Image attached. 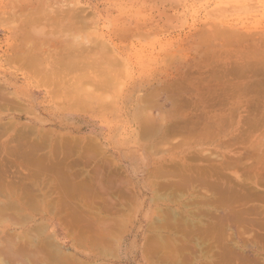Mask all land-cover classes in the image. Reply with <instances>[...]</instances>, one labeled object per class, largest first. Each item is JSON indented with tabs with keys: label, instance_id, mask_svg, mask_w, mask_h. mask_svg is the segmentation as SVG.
Returning a JSON list of instances; mask_svg holds the SVG:
<instances>
[{
	"label": "rangeland",
	"instance_id": "obj_1",
	"mask_svg": "<svg viewBox=\"0 0 264 264\" xmlns=\"http://www.w3.org/2000/svg\"><path fill=\"white\" fill-rule=\"evenodd\" d=\"M28 9H30V11ZM32 9L33 10L35 9L36 11L35 10L33 11ZM26 11L29 12V13L27 12V15H26ZM72 14H74L73 18H72L73 16ZM24 15H26L27 18L31 16L36 17L35 20L31 18L29 19L35 22L33 21L29 22L28 19L24 18L25 17ZM83 16L85 17V20ZM70 17L72 20H75L76 17L77 21L75 20V22L79 23L80 25L78 26V24L75 23L74 21L70 22L71 21ZM38 18L40 19L36 21ZM70 23L72 24L73 30L71 28ZM75 24H77V26ZM74 25L77 27V29H75L76 27ZM222 31L234 32V35L233 36L223 35ZM260 37H264V0H0V93L2 94L3 91L5 92L2 94V96L0 94V143L11 140V138H19L20 135L22 137L23 135L24 136L27 135L26 144L27 143L29 144L28 147L27 146L26 147L32 149L36 147L34 146V144H37V143L33 144V142L36 141V139L34 138L38 139L39 137L38 134L43 135V133L48 132L50 133L48 135H55V136L57 135L58 137H62V138L68 137V139L69 137L71 139H74L75 137V139L77 138L78 140H84V139L90 140L92 138V140H90L91 141L90 143H92L93 141V143L96 142V144L98 143L97 145H99V146H97L96 144L90 145L84 142L83 146H81V148L83 147L82 149H84L85 145H86L85 148H87V146H89L88 148H93L95 146L96 148L93 151L97 152V150H99L98 148L101 146L100 147L101 151L97 152L98 154H96L95 152L94 154L96 155L93 156L91 155V152L90 155L87 154L88 150H90L88 148L85 149L87 151L86 154H82L83 151H81V153L80 151L76 152L80 156L79 157L80 161L76 153H71L72 156L70 157L74 159L77 158V162H75V164L73 163L74 165L71 168L72 170L69 169L68 170L72 172L75 171V173H76V169L77 171L82 170L79 172L80 175L77 174L75 176L77 177L79 175V178L82 176V174L84 175L86 172L91 173V175H94L95 178H98L94 182L101 183V184L98 183L95 185V187H93L97 189V192H95L96 189L92 190L93 188L91 184H93L94 182L90 184L92 189L89 190L95 192L93 193L92 191H90L92 192L91 194L88 192V194L91 195L90 196L91 199L90 198L87 199L88 197L87 194L85 195V197L86 196L87 197L86 198L84 197L85 198L83 200L84 202L81 200L82 202H80L79 204L80 200H78L77 197L76 200H78V205L76 204L77 201L75 202V200L74 201L71 200V202L73 201L72 203H75L76 208L75 207L74 209L72 208L75 211L77 208L83 210L84 208L88 207L89 209H92L91 210L92 213L90 212L92 219L97 217L96 215H98L97 218L93 219L92 221L90 220L91 224L90 223L89 224L91 226L87 224V222H90L89 221L90 217L88 220L86 217H83V219L86 218L87 220V221L85 220L81 221L82 223L85 222L83 223L85 224L83 225L84 227H86L87 225V228L90 227L92 231L99 230L101 231V233L107 230L108 232L107 233L105 232L106 238L108 236L109 238L111 236H114L116 238L113 241V243L111 242V244L108 245L112 249L111 255L109 254L110 256L109 255L103 256L100 250L95 249L94 246L90 247L84 243H83L84 245H82V243H77L73 245L69 240L68 229H65V227L62 226V224H60L61 222L58 221L56 218H53L51 215H48L46 213L44 214L32 213L30 215H26V217L31 218V220H34L35 218V221H40L42 219H45V222L49 225L47 230H45V233L46 234L50 232L53 233L57 238V240L61 242L65 250L70 252H75L78 258H80L79 263L81 264H164L165 259L168 260V261L166 260V262H168L169 264H175V262L176 264H181L182 262L181 260H186V261L188 260L187 262L183 261L184 263L187 264H192V263L193 264H206V263L264 264V223H263L264 222V202H263L264 186L262 185L264 182L258 183L259 185L262 186L256 184V182L258 181L255 182L251 181L249 184L248 179L250 178L246 176L247 180H245L246 177L244 173L245 171L247 172V167L248 169L250 168V170L252 171L264 170L263 169L264 167L262 168L260 166L262 162H259L260 163L258 164L259 167L255 164V162H258L256 161L257 154L255 155V152L262 149L261 152L258 151L256 153H258V155H260V153L264 154V150H263L264 119H259L264 116V103H263L264 92L259 93L257 89L254 88L248 91L247 93H245V96L244 93L242 94L243 97L245 98L248 97L249 99L251 98L252 100L258 97L262 98V99L259 98L257 99V101L262 100L261 102H258L259 103L258 105L254 104L255 102L257 103V101H255L256 99L254 100L255 102L249 101L250 104L248 105V110L246 109L247 106L246 102L244 101L245 103L244 104L240 100L241 98L237 100L236 97L235 98L236 101H241L240 105L244 104L243 105L244 107L243 106L240 107L243 110L239 108L238 110L236 109V111H234L235 113L237 112L236 114L232 113L233 111L230 112L232 109H230L229 107L230 103H228V100L227 103L225 102L222 105L218 104L220 107L223 106V108L221 109L218 108L219 106L216 104L212 108L210 107L206 108L205 106L208 105H203V104L201 105L200 102L198 104L197 100L199 99L196 98L199 95V92L197 91L202 90V88L204 90L205 89L204 86L206 87L207 84L211 81V79H213L211 76L213 72L211 75L209 74V72L212 70L208 72V68H210V65H208L209 60L205 59V57L203 59L202 57L203 55L207 56L210 53V51H214L213 48H216V50L219 51L218 49L221 48L223 45H227L229 50L232 48V46H235L237 50H240L243 46H245V44L247 45V43H243L241 41L242 39L250 38V40L247 39L249 43L253 39H255L254 41L260 40L261 39ZM101 44L105 45V47L102 46ZM93 45L96 46L94 47ZM63 46L64 47L66 46L67 48L71 47L68 50L72 49L73 47L72 51L73 50L77 51L75 53H78V51H80L79 49L76 48H78V46L79 47L81 46L80 47V49H82L81 52H83L84 55L86 54L87 56L89 55V57L91 54L90 51H93L92 53L95 54L97 53L96 51L98 50V48L104 47L103 52L107 50L105 51L107 57L106 55L104 57L103 53H101V55H103L101 56V59L103 60L97 58V55L99 57L100 53L97 55L95 54L96 55L95 58L99 59L102 62L97 60L96 63L95 59L93 61V59L90 57L92 59L91 62H94V63H90V68H91L90 70L94 69V71L90 72V70H85L87 71L86 73L89 72L88 73L89 75L90 73L93 75L95 69H98L96 70L98 71V73L97 72L95 73L100 74L101 72H105L103 71V69L106 68L107 72L105 73L109 75V79H107L108 83L107 82L104 83L105 81L102 80H101L102 82L101 81L99 82V80L102 77L105 78V76H101L103 73L100 74L99 80H98L99 75L96 74H95L96 76H94L95 78H91L92 82H94L93 79H96L98 80V84L101 83L104 86L100 85V88H102L101 91L100 89H98L99 90L98 92L91 91L92 93L96 92L95 93L96 95L95 94L93 95L94 97L93 99L95 100L92 101L93 103L90 106H88V108L82 109L80 107L81 108L80 109L79 107L76 108L77 106L76 107L72 106L71 101H69L70 99L68 97L66 98V96L63 94L65 93L64 90L66 89L65 87L66 85L64 86V84H66V81L67 83L70 80L72 81L71 76H73L74 73L70 74L71 73L70 72L68 75V77L70 78H66V80L64 78L65 82H63L64 80L59 79V81L61 80L63 83L61 84L59 82L60 83L59 86H61V88L57 87L58 89L57 91L52 89L54 87H52V85H49L48 81H44V79H41L42 76H44V74L46 73V71L50 69L49 66L50 61H53L52 59L58 58L60 55L62 56V54L65 53V50L67 48L66 47L64 48ZM86 46L87 49L89 46L91 47H89V49L87 50ZM93 47L95 49L91 50L93 49ZM203 48H206L207 50L206 52H204V54L203 53L201 54ZM72 51L70 50L69 52ZM23 52L26 53L27 55L26 54L24 55ZM29 52L31 53L29 54ZM98 52H102L101 49ZM19 53L22 56H27V57L32 56L30 58L33 59L35 58L34 61L36 60V64L38 65L37 69H36L37 65L35 64H34L35 65L34 68L32 67V69H28L29 67L24 65V63L23 65H21L22 63L19 64L18 61H14L13 57L15 55L20 56ZM34 54L36 57H34ZM49 54L50 56L47 57L46 55ZM37 55L39 56V58L37 57ZM51 55H53L54 57L53 56L51 57ZM45 57L49 60L48 63L46 62L47 59H45ZM105 58L107 59V61ZM202 59L205 61H203ZM103 61L106 62V64ZM110 61L113 62L116 61L115 62L116 65L115 64L111 65ZM101 63L104 66L106 65L105 68L104 66H102ZM199 63H201L200 65L205 68H202L199 65ZM107 64L109 66H107ZM100 66L103 67V69ZM35 69L40 73L36 72ZM100 69H102L101 72ZM199 69L200 71H198ZM42 70L43 71L45 70L44 73H42L43 72ZM105 73L103 75H106ZM218 73L219 72H217V74ZM36 74L39 76L38 77L35 76ZM255 74L256 75L258 74V76H256ZM255 74L254 73L250 74L249 72L248 75L247 72L248 79L249 77L252 76L254 77V78L252 77L253 79H255L256 77L259 78L260 76L259 73L256 72ZM92 75L88 77L90 78ZM207 75H210L211 78L210 81L208 80ZM190 76L192 79L193 78L194 79L192 80L191 78H189V80H187V78ZM198 76L201 78L200 79L197 78ZM204 76L207 77V79ZM82 77L80 76L79 79L86 80L85 76H84L85 78L83 77L84 79H82ZM230 77L231 76L229 75L228 78ZM238 77L239 78L237 79L240 80L242 76H238ZM252 78H250V80ZM190 79L192 80V82L193 81L195 82V83L193 82L194 83L193 85ZM204 79L208 80L209 82L207 83L206 81L204 83L203 82L205 81ZM241 79L242 80L240 82H243V80H248L247 76L246 78L242 77ZM198 80H200V82ZM86 81L88 82L87 84L85 83V81L84 82L81 81V83L82 85H84L85 83L86 85L84 87L87 86L88 89L83 88L82 85L81 87L82 89L90 90L91 89V87H89V84H91L89 83L90 80L89 81L86 80ZM175 82H178L179 84L176 85ZM201 82H203L204 85L200 84ZM73 83L77 87L78 81L76 83L75 80V82ZM94 83L93 85H95V87L93 86L92 88H96L97 86H99L97 85V81ZM181 83L184 84L182 85ZM169 84L179 86L178 88H181L180 87L181 85L183 87L186 86L188 90L185 91L186 88L184 87L183 89L179 90L180 91L179 92L177 90V87H175L176 89L174 88L173 91L170 90L171 87ZM198 84L200 86L199 88H201L202 85L201 89L198 88ZM49 86L51 88H49ZM165 86L169 87L168 88L169 91ZM76 87L75 89H80L79 88L80 83H78V88ZM189 88H192L193 90L194 88H196L197 90L195 89V91H193L192 89L190 90ZM71 90L73 91L74 89L72 88ZM53 91H55L54 92L55 94H52ZM162 91L165 92L163 93ZM170 91L173 92V95H171L172 93H170ZM157 93H159L158 96ZM176 93H177L176 96H178L179 99L175 96ZM149 94L152 95V97L154 98V102H155L154 104L156 106L154 104H152L154 105L153 108L151 107L152 105L149 107L147 106L148 108L146 109V111L149 113V115H147L145 112L144 118L149 117L151 118V120L153 118L155 121H149V122L150 123L156 122V124L157 123L159 124L158 126H160V124L162 125L165 123L172 124L174 121L176 122L179 121L180 123L185 120L189 121L187 120L189 118L193 123V124L190 123L192 126L190 124L189 125L192 128L197 129L200 128V125L203 124V122L205 121L204 119L208 117L207 116L205 118L204 114L210 113L211 116L215 114L218 115L220 113L222 114L223 112L228 113L222 115L224 116L226 115L227 117L226 116L225 117L229 120V122L231 120V123L228 122L229 126L226 125L228 127H225V129H223L224 127H221L222 130L220 131H218L219 128L217 130L215 128L214 130L216 134H213L215 132H212L210 135H204V137L210 136L209 138L208 137L203 138L202 136L200 140L199 138L197 140L196 139L197 136L195 135L191 137L184 136L185 138H183V136L176 134L179 133L178 131L174 134V136H172L173 134L172 135L170 134V136L172 137L168 136L167 138L168 140H164L163 145H161L162 142H159L158 147L157 145L153 146V148L157 147L155 148L157 149V151L155 149H151L152 148L151 146L150 148L151 151L153 150L154 151L148 152L149 150L147 151L146 148H149L148 146L154 144V142L157 144L158 143L157 137L159 138V135L161 134L159 130L158 131L156 130L160 134L157 132L156 133L152 132V134H150L148 132V135H152L151 138L148 137V135L145 136V134L142 136L138 135L139 124L143 123L144 121L142 119L143 113L139 112L141 115L137 113L139 108L143 106V104L141 103L142 100H146L147 98L146 95ZM166 94L168 96L170 94L169 97L173 96L174 98L169 99V97L167 98V96H165ZM180 94L182 96H180ZM11 98H13L14 101L11 100V102L15 103L16 108H13L14 103L13 104L7 103L9 102L8 100H10ZM96 99H98L99 101L101 99L100 101L101 103L100 102L97 103L98 100ZM243 99L244 98H242V100ZM187 100H189V102ZM231 100L235 101L234 99ZM231 100L229 99L230 102ZM174 101L176 103H173ZM184 101H186L187 103L186 105ZM210 101L211 100H208L209 103ZM195 102L198 105H196ZM99 103L103 104V106L101 105L102 108L100 107L98 108ZM158 103L160 104L159 105L160 108L158 106ZM10 104L13 106H10ZM176 104H180V105L176 106ZM236 104L237 103H235V105ZM171 106L174 108H172ZM161 108H163L162 112H161ZM100 110L101 112L103 111V113H101ZM227 110H229L230 113L227 112ZM164 112L165 115L164 114L162 115L161 113ZM232 114L234 115L235 119ZM247 114L250 117L255 118L257 120V124H256L257 129L251 128L253 136L255 135L253 138L251 136L252 134H250V138L251 137L253 138V139L251 138L252 139L251 141L253 142L246 139L244 141H240L236 137L237 131L241 130L240 125L242 123L240 121V118ZM138 115H140V118L138 117ZM163 116L164 118L166 117V119H164ZM201 116H203L202 119L204 118L203 122H201L202 119L199 120ZM137 118L139 119L137 120ZM232 118L234 119L233 121ZM163 119L165 120V122H163L164 121ZM195 121L197 123L201 122L202 124L199 123L200 125L199 124L196 125L195 128L194 127ZM5 122H7V124L11 123L12 125L14 124L15 125L12 127V125L10 126L9 124L8 125L9 127L5 126L7 128L6 129L2 125V123ZM22 127L27 129H32V131L34 132H30L31 131L30 130L29 131L30 134H25L27 130L21 129ZM18 128H20L21 131ZM243 128H245V125L243 126ZM154 133L158 134L155 136L156 138H154L153 135ZM218 133H221L219 134L220 136L218 135ZM181 134H183V132ZM28 135L30 136L28 137ZM215 135L217 136L215 137ZM31 136H33L31 138L32 140L34 139L33 142L32 140L30 141L29 139ZM44 136L47 135L44 134ZM88 137H90V139ZM202 138L204 141L202 140ZM65 139H61V140L63 141ZM169 139L171 142L170 144H169ZM183 139H185L187 142H185V140L183 141ZM235 139L238 142H234L235 143L234 144L233 141ZM30 144L31 146H29ZM92 145L94 146L92 147ZM229 145L231 147H229ZM44 146L46 145L44 144ZM44 146L42 147V149H39L38 151L39 154L41 153L43 154L46 151L47 152L49 151L48 145L47 148ZM37 148L39 147L37 146ZM37 150L38 149H36V152ZM86 151H84V153ZM192 151L196 153V157L194 156V153ZM188 154L190 155V157ZM207 154H211V156L208 155L210 157L209 160L212 158V161L214 162L211 163L208 161V157H206ZM69 155L70 154H68V156ZM97 155H101V156L98 157ZM191 155L193 156L191 157ZM212 155H214L216 159L219 157L218 159L221 163H223L222 160H224L225 162L228 156L235 157V160L239 159V161H237L239 163L243 162L244 167L242 165L241 166L237 165L236 167L232 165L231 166L232 168L231 167L228 168L230 166L229 165L227 168L226 166H224L225 167L224 169H220L219 167L218 168L220 169V171L221 170L225 171V172L222 171V173H224V179H226V181H224L223 183L225 187L230 188L236 186L237 188L238 184L243 183L246 186L250 185V187H252L253 189L256 188L260 192L262 191L259 194V191H256V189L252 190L254 194L256 193V195L254 196H257L258 200L256 199V197L255 199L252 198L251 200H247L248 201L247 206L248 208L250 207L249 209H247V214L244 213V211L246 212V210L243 207L246 205L241 206L242 204H246V202L241 203L240 200H238V202L237 200L235 201L240 204L242 209L244 208L243 209L244 211H242V209H240L241 207L239 208V206H237L239 204L235 202L232 203V205L233 204L236 205H233L234 207L233 206L231 207L234 208L233 211L236 210L235 212L232 211V213H235V215H237L236 214L237 210L238 212L242 211L243 213L241 214L239 213V215L241 216L244 214L243 215L245 217V218L243 217L244 219L248 217L247 218L248 220L246 219V221L253 220L254 222V220H256L257 223L260 221L261 225L259 223L257 224L256 222L254 223L255 225H251L246 223L245 220L243 222L242 220L237 222L236 220L234 222V219L231 220L230 218H233L232 216L234 214L232 213L230 214V211L232 210L230 208V205L228 206L224 204L218 205L217 201H214L212 203V201H210L212 199L208 200V198L215 197L217 193L214 195L213 189L211 191V189H209L208 186L202 187V185L199 184V182L198 184L196 183L195 185L192 184L190 186L191 189L189 185L187 187L184 186L187 189L182 187L183 188V189L181 188L182 192L180 189L179 190L174 189L175 191H177L176 192L177 194L174 191H171L174 192L176 196L179 197L177 198L178 199L177 200L174 195V200L176 199L178 201V202L176 201V203L173 200L172 197L173 195L171 196L172 199H170L173 202L169 201L170 198L169 192L171 189L169 188L168 185H166L168 186L166 187V189L169 188V191L166 192V189L163 188L164 190L162 192V190L160 189L162 193H160L159 191V194L162 195L159 197L158 195L155 196L154 190L155 188H157L156 186L157 183H158L157 185H159V188H161L162 187L161 185L169 183L167 180H170V182L175 180L177 181V179L179 180L178 173H177L178 176L174 174L175 172L178 171V168H180L181 163L182 165L185 166L184 167L185 169L189 168V166L192 165L205 166L206 165L205 163H211V164L215 163L214 164L215 167L219 166L220 163L217 162V160L213 159ZM224 155H226L225 159H223L225 157ZM185 156L189 157L190 159L186 160L187 158ZM261 156L264 157V155ZM221 157L222 159L220 160ZM102 158H105V160H108V162L106 163L105 160ZM101 160L104 161L101 162ZM12 164H14L16 167L17 166L19 167V169L17 168V170L20 171V174L22 173L21 175H24L23 172L25 173V170L26 172L29 170L27 168L23 170L24 168L23 165H21L23 166V168H21V166H19L20 164L19 165L17 163H12ZM11 165L6 166V167L10 166L11 168H13L11 169L10 167H8L7 169L10 170L7 171L9 172L11 170H14V166L12 167ZM158 165H164L170 170L173 169L174 173H171L170 176L169 174L168 175L165 174L167 178L166 176H163L164 174L160 175L159 177L155 175L156 178L151 176L150 173L148 174V172L151 169H153L155 166ZM108 167L116 169L115 173L111 168L109 169ZM20 169L23 172H21ZM12 172L13 171H11L10 173ZM96 172L99 173L97 174ZM5 173L6 175L10 174L6 171ZM112 174L116 176L115 179H114L115 176ZM172 174L175 177H173ZM241 174H243V176H241L240 178L239 176ZM164 177L166 179H163ZM118 178L119 180H117ZM77 179L78 177L76 178V180ZM99 180L102 181L100 182ZM110 180H112L113 182ZM121 180L125 181L126 185H124L125 183L122 184L123 182H121ZM241 180H243L242 183L240 182ZM153 181H157V183L154 184ZM151 184H153L154 186ZM171 184L172 183H170V185ZM120 185L122 187L124 185L125 188L127 189H125L124 187L121 188ZM51 186L54 187L53 185ZM87 186L89 187L88 184ZM240 186L241 185H239V187ZM51 189L53 190L54 188ZM128 189L130 192L128 191ZM201 189L205 190L206 193ZM124 190H126L127 192ZM183 190H185L184 191L185 194ZM84 191H86V189ZM194 191H196L197 196L196 193L192 195ZM111 192L113 193V197ZM53 193L51 197L55 199L57 195ZM59 193L60 192H58V194ZM118 193L120 196L117 195ZM198 193L202 195H199ZM208 194L211 195L209 196ZM261 194H263V197L261 196ZM258 195L262 197V199H259L260 197ZM111 197L114 200L111 201L110 200ZM70 199L71 198L69 197L68 201H70ZM203 199L209 202H204ZM90 200L92 203L90 202ZM261 200L263 201L261 202ZM110 201L111 202L114 201V202L111 203ZM184 202H185V206H183ZM84 203L87 206L86 205L84 206ZM88 203L89 204L91 203L90 204L91 208ZM82 204H83L82 207L83 209L79 207V205L82 206ZM180 204H182V206ZM66 208L67 207L63 208V210L65 211ZM88 208H86L85 211L87 210L89 214ZM166 209L169 210L167 211ZM69 210L70 209L68 208L67 211ZM248 210L250 211V213H248ZM159 211L162 212L159 216H157L160 213ZM167 212H169V214ZM173 212L175 213V215L176 214L178 215L176 216L179 217V219L175 220L177 217L173 215L174 214ZM162 213H164L166 217L172 213L170 216L175 217L174 220L177 222L175 221L174 222L176 223V225L175 223H172L173 227H170L171 222L168 221L167 223L166 222L167 220L163 218L165 216ZM181 213L182 215L183 214L185 215L186 213L187 214L185 216L183 215L184 216L183 217L180 216ZM227 214H230L231 217ZM161 215L163 217H161ZM228 216L230 218L227 219ZM159 217H161V219H158ZM185 217L187 218V222L189 221L188 223L195 224L194 226L193 224H191L194 227V232H192L191 234L192 237L188 234V232L186 233V230H188L189 228L186 220H185L186 223L183 221ZM217 217L220 220H218ZM100 218L103 222L105 220L104 222L105 225L103 222H101ZM155 218L158 221L161 220L163 224L166 222L164 224L166 225L165 226L166 229H163L164 225L160 221L159 223L157 221L158 223L157 225L156 223L155 225H153L154 222L153 220ZM162 218L164 219V221L162 220ZM214 218L217 219L219 222L223 223V225L220 226V223L217 220L216 222L218 224L215 223ZM179 220H182V223L181 222L179 223L178 222ZM211 221L212 222L214 221L215 223V224L213 223L214 226L215 225L218 226L212 227L213 224ZM232 221L234 223H232ZM207 222L209 223L211 222V224ZM239 222L241 225L239 224ZM92 223H94L95 226ZM244 223L245 225H247L248 228H246ZM179 224L180 226L177 227ZM181 224L183 225V227ZM184 224L187 226H184ZM204 224L206 225L205 230L203 227ZM92 225H93V229L91 228ZM210 225L211 228H208L209 230L208 231L206 227H209ZM248 225H251L252 227L251 226L249 227ZM83 226H81V228H84ZM150 226L152 227L155 226V227L154 229H152V227ZM156 226L158 227L160 226V228H157L158 229L157 230ZM212 228L214 229L210 231V229ZM3 229L8 232L10 231L9 232L10 234L11 232L14 234L17 233L21 234L20 231H22V227L17 226L11 223L10 221H7V224ZM90 229L87 230L89 231ZM191 231L193 230L191 229ZM185 233L187 234V237H185L186 236L184 235ZM189 233L191 232L189 231ZM168 237H170L171 239ZM188 237L190 239L186 240L185 238ZM147 238L148 239L152 238V240L158 238L159 241L157 242L158 239L156 240L158 245L159 243H161V240L163 238L164 240L168 239L166 240V242L163 240L162 242L167 243L168 241H170L171 245L177 247V249L180 248L181 249L180 251L174 249L173 247L172 249L171 246L168 245L169 244L168 242L167 244L168 247L164 243H163L164 245L160 244L161 246L159 245L158 247L157 245H152L153 253L147 254L144 253L145 245L147 244L146 247L150 246L149 242H151ZM183 239L184 241L186 240L187 242L185 241L186 243H183L184 242ZM172 241L175 243H173ZM152 242L155 243V240ZM179 242L182 244L179 245ZM183 244H185L184 245L186 246L185 248H187L188 246L191 248L189 249L188 247V249L185 248L182 249V247H184ZM196 244L198 245L200 244V245L198 246ZM170 249L172 250L170 251ZM156 250L157 252H155ZM173 250H175V254L173 253L174 254L173 257H175L174 263H170L171 259L168 258L169 256L171 257L172 255L171 253ZM182 250L183 251L185 250V252H183ZM182 256H184L185 259ZM162 260H164V262Z\"/></svg>",
	"mask_w": 264,
	"mask_h": 264
},
{
	"label": "bare ground",
	"instance_id": "obj_2",
	"mask_svg": "<svg viewBox=\"0 0 264 264\" xmlns=\"http://www.w3.org/2000/svg\"><path fill=\"white\" fill-rule=\"evenodd\" d=\"M25 7V6H24ZM29 11H30V9H28ZM33 10V9H32ZM35 10V9H34ZM33 10V11H34ZM36 11V10H35ZM27 12L28 11H26V15H27ZM29 13V12H28ZM31 13H33V12H31ZM75 14V13H74ZM74 14H72L71 16H72V18L74 17ZM26 15H24L25 17V19H34L35 20V18L36 17H34V16H31V17H29V18H27L26 17ZM30 15V14H29ZM33 15V14H32ZM70 15V14H69ZM68 15V16H69ZM79 15H80V13H79ZM83 15V14H82ZM81 15V16H82ZM80 17V16H79ZM78 17V18H79ZM83 18H84V20H85V17L83 16ZM40 18H38L36 21H38ZM70 19H71V17H70ZM27 20V21H28ZM75 20H76V17H75ZM75 20H72L71 19V21L70 22H72V21H74L75 22ZM26 21V22H27ZM30 21H33V20H29V22ZM67 21H69V20H67ZM77 21V20H76ZM33 22H35V21H33ZM78 22H79V20H78ZM69 23V22H68ZM75 23H77V22H75ZM78 24V26L80 25L79 23H77ZM77 24H75L76 26H77ZM70 25H71V28H72V24L70 23ZM74 25V26H75ZM75 26V27H76ZM81 27H83V26H81ZM75 29H77V27L75 28ZM79 29V28H78ZM72 30H73V28H72ZM222 34L223 35H226V36H233L234 35V32H225V31H222ZM261 39L260 40H256V41H254L255 39H253V40H251L249 43H248V41H247V39H249L250 40V38H246V39H242L241 41L243 42V43H247V45L245 44V46H243L240 50H237L236 48H235V46H232V48L229 50L228 49V46L227 45H223L221 48H219L218 50L219 51H217L216 50V48H213L214 49V51H210V53L206 56V55H203L202 57H203V59H204V57H205V59H208L209 60V64L208 65H210V68H208V72L210 71V70H212V71H210L209 72V74L211 75L212 74V72H213V74L211 75L212 76V78L213 79H211L210 78V75H207L208 76V80L210 81V79H211V81L209 82L208 80H206L207 79V77H205L206 79H204L205 81H203L204 83L207 81V86L205 87L204 86V90H203V88H202V85H201V88H202V90H199V91H197V92H199V95L196 97V98H198L199 100H197L198 101V104H199V102H200V104L202 105H208V106H205L206 108H208V107H210V108H212L215 104L216 105H218V104H224L225 102L227 103V100H228V103H230V109H232L230 112H232V113H234V114H236L234 111H236V109L238 110L241 106H243L245 103H244V101L246 102V104H247V106H246V109L248 110V105L250 104V102L249 101H251V102H253L255 99V101H257V99L259 98V99H262V98H260V97H258V98H255L254 100H252L251 98L249 99L248 97L247 98H245V97H243L242 96V94L244 93V96H245V93H247L248 91H250L251 89H254V88H256L257 89V91L259 92V93H262V92H264V37H260ZM243 43H242V45H243ZM100 44V43H99ZM97 45V44H96ZM96 45H93L94 47L96 46ZM102 45V44H101ZM102 46H104L105 47V45H102ZM102 46H99V47H102ZM107 46V45H106ZM64 47V46H63ZM63 47H61V48H63ZM66 47V46H65ZM64 47V48H65ZM81 47V46H80ZM80 47L78 46V48H76V49H79L80 51H78V53H75V52H77V51H72V49H73V47H72V49H70L72 52H69L70 50H68L69 48H71V47H69V48H67L66 50H65V53L64 54H62V56L60 55L58 58H54V59H52L53 61H50V69L48 70V71H46V73L44 74V76H42V78L41 79H44V81H48L49 82V85H52V87H54V88H52L53 90H55V91H57L58 89H57V87L58 88H61V86H59L60 85V83L62 84L63 82H65V80H66V78H70V77H68V75H69V73L70 74H72V73H74L73 74V76H71V79H72V81L70 80V79H68V80H70L68 83H67V81H66V84H64V86L66 87V89L64 90L65 91V93H63L65 96H66V98L68 97L70 100L69 101H71V105L72 106H77L76 108H88V106H90L93 102V100H95V99H93L94 97H93V95L96 93V92H94V93H92L91 91H99L98 89H100V91H101V89L102 88H100V85H102L101 83L100 84H98V80H99V78H100V74L101 73H105V72H107L106 71V68H105V66L102 64V66H104V68L105 69H103V67H101L102 69H103V71H105V72H101L102 71V69H100V74H97L98 73V71H96V70H98V69H95V72H97V73H95V72H93L94 74L92 75L91 73H90V75H92L90 78L88 77V76H90L88 73H86L87 71H85V70H90L91 68H90V63H94V62H91L92 61V59H93V61H94V59H95V62L97 63V60H99V59H101V56H103L104 55V57H105V55H106V52L105 51H107V50H105L104 52H103V48L104 47H102V48H98V50L96 51L97 53H95L96 55L97 54H99V57H98V55H97V58H99V59H97V58H95L96 57V55L95 54H93L92 52L93 51H90L91 52V54H90V57L92 58H90L89 57V55L87 56V54L86 55H84V53L83 52H81V50L82 49H80ZM89 47H91V46H89ZM89 47H88V49H89ZM93 47V49H91V50H94L95 48ZM109 47V46H108ZM84 48V47H83ZM75 49V48H74ZM75 49V50H76ZM86 49H87V46H86ZM87 49V50H88ZM100 49H101V51L102 52H98V51H100ZM109 49V48H108ZM60 50H62V49H60ZM85 50V49H84ZM206 48H203V50H202V52H201V54L203 53L204 54V52H206ZM74 52V53H73ZM86 52V51H85ZM88 52V51H87ZM217 52V53H216ZM24 53V52H23ZM31 52H29V54H30ZM39 53V52H38ZM42 53V52H41ZM49 53V52H48ZM81 53H83V54H81ZM101 53H103V55H101ZM105 53V54H104ZM26 53H24V55H25ZM33 54V53H32ZM31 54V55H32ZM36 54V53H35ZM35 54H34V57H36L35 56ZM89 54V53H88ZM94 56H93V55ZM18 55V54H17ZM19 55L20 56H14L13 58H14V61H18V63L20 64V63H22L21 65H23V63H24V65H26L27 67H29L28 69H32V67L34 68V66L35 65H37L36 64V60L34 61V59L33 58H30V57H32V56H22L20 53H19ZM27 55V54H26ZM44 55V54H43ZM84 55V56H83ZM92 55V56H91ZM47 57H49L50 56V54L49 55H46ZM53 55H51V57H52ZM69 56V57H68ZM37 57L39 58V56L37 55ZM54 57V56H53ZM94 57V58H93ZM104 57H102V58H104ZM106 57H107V55H106ZM111 57V56H110ZM201 57V58H202ZM12 58V59H13ZM31 59H33V60H31ZM37 59V58H36ZM44 59V58H43ZM45 59H47L46 57H45ZM106 59V58H105ZM115 59V58H114ZM202 59V60H203ZM101 60H103V59H101ZM116 60V59H115ZM46 61V60H45ZM44 61V62H45ZM100 61V60H99ZM105 61V60H104ZM103 61V62H104ZM106 61H107V59H106ZM199 61H200V59H199ZM203 61H205V60H203ZM203 61H202V63H203ZM47 63L49 62V60L47 59V61H46ZM51 62H52V64H51ZM100 62H102V61H100ZM108 62H109V60H108ZM116 62V61H115ZM115 62H113V61H110V63H111V65H114L115 64ZM46 63V64H47ZM105 64H106V62H104ZM113 63V64H112ZM118 63H119V61H118ZM117 63V64H118ZM35 64V65H34ZM45 64V63H44ZM201 63H199V65H200ZM205 64V63H204ZM116 65V64H115ZM25 66V67H26ZM107 66H109L108 64H107ZM118 66V65H117ZM201 66V65H200ZM37 67H38V65L36 66V69H37ZM99 67V66H98ZM202 67V66H201ZM202 68H205V67H202ZM35 69V70H36ZM202 70V69H201ZM34 71V70H33ZM43 71V70H42ZM45 71V70H44ZM44 71L42 72V73H44ZM92 71H94V69L93 70H90V72H92ZM198 71H200V69L198 70ZM36 72H38L37 70H36ZM207 72V73H208ZM217 72H219L218 74H217ZM247 72H248V75H249V72H250V74L252 73H259V78H257L256 76H258V74L255 76L256 78L255 79H253L252 77H249V79H248V75H247ZM38 73H40V72H38ZM85 73V74H84ZM201 73V72H200ZM206 73V74H207ZM84 74V75H83ZM86 74H88V75H86ZM99 75V77H98V80H96V79H93L94 80V82H96L97 81V85H99V86H97V87H99V88H92L93 86L95 87V85H93V83L94 82H92V79L91 78H95L94 76H96V75ZM101 75V76H105V78L104 77H102L100 80H99V82L102 80V81H105L104 83H108V80L107 79H109V75L108 74H106V75ZM231 76L230 78H228V76L229 75ZM42 75V74H41ZM199 75V74H198ZM224 75H227V76H224ZM35 76H39V75H35ZM86 77V80H90V82L89 83H91V84H89V87H91V89L90 90H85V89H88V87L86 88V87H84L88 82L82 77V79H84V80H81V79H79V77ZM201 76V75H200ZM238 76H242L243 78L245 77L246 78V76H247V79L249 80H243V82H240L242 79V77L240 78V80H238L237 78H239ZM251 76V75H250ZM194 77V76H193ZM203 77V78H204ZM225 77H227V78H225ZM234 77H236V78H234ZM64 78H65V80H64ZM88 78V79H87ZM97 78V77H96ZM104 78V79H103ZM189 78H191V76L190 77H188L187 78V80H189ZM197 78H201V77H197ZM202 78V79H203ZM250 78H252L251 80H250ZM40 79V80H41ZM59 79H62V80H64L63 82L60 80L59 81ZM192 79V78H191ZM190 79V81H191V83H192V85L195 83L194 81V83L192 82V80L194 79H192L191 80ZM201 79V80H202ZM57 80H58V82H57ZM74 80V81H73ZM75 80H76V83H77V81H78V83H80V89H75V84L73 83V82H75ZM79 80H81V81H85V83H84V85H82V83H81V81H79ZM237 80V81H236ZM101 81V82H102ZM177 81V80H176ZM199 82H200V80H198ZM60 82V83H59ZM189 82V81H188ZM198 82V83H199ZM203 82H201L200 84H203ZM72 83V84H71ZM78 83H77V87L76 88H78ZM197 83V82H196ZM94 84H96V83H94ZM175 84L176 85H178L179 83L178 82H175ZM182 85L184 84V83H181ZM81 85H82V87L83 88H85V89H82V87H81ZM106 85V84H105ZM170 85V84H169ZM180 86L181 88H178L179 86H175V85H170V90H173L174 91V88L175 87H177V90L179 91V90H181V89H183L184 87L186 88L185 89V91L186 90H188V88L186 87V86ZM190 85V84H189ZM204 85V84H203ZM206 85V84H205ZM63 86V85H62ZM69 86H71V87H69ZM74 86V87H73ZM102 86H104V85H102ZM101 86V87H102ZM188 86V85H187ZM161 87H162V85H161ZM167 89L169 88V87H167V86H165ZM173 87V88H172ZM189 87H191V86H189ZM200 86H199V84H198V88H199ZM49 88H51L50 86H49ZM74 89L73 91L71 90V89ZM201 88H199V89H201ZM62 89H64V88H62ZM82 89V90H81ZM96 89V90H95ZM167 89H165V90H167ZM176 89V88H175ZM190 90L192 89V88H189ZM195 89L196 88H194V90L193 91H195ZM160 90V89H159ZM176 90V91H177ZM197 90V89H196ZM55 91H53V93L52 94H55L54 92ZM90 91V92H89ZM154 91H155V89H154ZM168 91H169V89H168ZM175 91V92H176ZM182 91H184V90H182ZM159 92V91H158ZM163 92V91H162ZM165 92V91H164ZM163 92V93H164ZM180 92V91H179ZM191 92V91H190ZM189 92V93H190ZM3 93H5L4 91L2 92V94ZM7 93V92H6ZM151 93V92H150ZM167 93V92H166ZM169 93V92H168ZM170 93H172L171 95H173V92L172 91H170ZM192 93V92H191ZM194 93V92H193ZM1 94V93H0ZM2 94H1V96H2ZM152 94H153V91H152ZM158 94L159 93H157V96H158ZM197 94V93H196ZM5 95V94H4ZM3 95V96H4ZM96 95V94H95ZM177 95V93L175 94V96ZM179 95V94H178ZM189 95V94H188ZM140 96V95H139ZM147 96V98H146V100H142V99H140V100H142V104H143V106H141L140 108H139V110H138V113L137 114H140L139 112H141V113H143V123H141V124H139V130H138V135H144L145 134V136L146 135H148V132L150 133V134H152V132H157L158 130L160 131V133L159 132H157V133H159L160 135H159V138L157 137V139H158V143L156 144L155 142H154V144H152V145H150V146H148L149 148H146L147 149V151L148 152H153V151H151V149H155V148H157L158 147V144H159V142H162V144L161 145H163V141L164 140H168L167 138H168V136L169 137H172V136H174V134L176 133V132H178L179 131V133H176V134H179V135H181V136H183V138H185L186 136H188V137H191V136H197L196 137V139L198 140V138H199V140H200V138L203 136V138H207L208 136H205L204 137V135H210L212 132H215V128H216V130L219 128V130L218 131H220V130H222V128L221 127H224L223 129H225V127H228L229 125H228V122H229V120L224 116V115H222V114H225L226 112H223L222 114L220 113V114H215V115H211L210 116V113L208 114V113H206V114H204V117L206 118L207 116V121H206V119H204L205 121L203 122V119H202V117L203 116H201L200 118H199V120H201L202 119V121L201 122H203V124L201 123V122H199L200 124H202V125H200L199 123H197L196 121H195V125H194V127L196 126V125H200V128H197V129H194V128H192L191 126V124H193L192 123V121H191V119H187V120H189V121H183V122H176V121H174L172 124H170V123H165V124H160V126H158L159 124L157 123L156 124V122H152V123H150L149 121H155L153 118H152V120H151V118H149V117H146V118H144V116H145V112H146V114L147 115H149V113L146 111V109L149 107V106H151L152 104H154L155 102H154V98L152 97V95H146ZM156 96V97H157ZM165 96H167V98L170 96V94H169V96L166 94ZM180 96H182L181 94H180ZM7 97V96H6ZM142 97V96H141ZM177 98H178V96H176ZM175 97V98H176ZM237 97V100H239L240 98V100L244 103V104H242V105H240L241 104V101H236V98ZM9 98V97H8ZM172 98H174L173 96H171V97H169V99H172ZM183 98V97H182ZM188 98V97H187ZM242 98H244L243 100H242ZM4 99H5V97H4ZM16 99V98H15ZM99 99V98H98ZM98 99H96V100H98ZM144 99V98H143ZM156 99V98H155ZM158 99V98H157ZM166 99V98H165ZM179 99V98H178ZM229 99L231 100V99H234L235 101H233V100H231V102L229 101ZM8 100V99H7ZM11 100H13V98H11L10 100H8L9 102H7V103H11V104H13L14 102H11ZM168 100V99H167ZM167 100H166V102H167ZM181 100V99H180ZM208 100H211L210 101V103L208 102ZM14 101V100H13ZM16 101V100H15ZM100 101H101V99H100ZM99 100L97 101V103L98 102H100ZM144 101V102H143ZM170 101V100H169ZM177 101V100H176ZM188 102H189V100H187ZM192 101V100H191ZM232 101H233V103H232ZM254 101V102H255ZM262 101V100H261ZM260 100L259 101H257V103L255 102L254 104L255 105H258L259 103L258 102H261ZM5 102V101H4ZM180 102V101H179ZM237 103L236 105H235V103ZM101 103V102H100ZM98 104L99 106H98V108L100 107V108H102L101 107V105L103 106V104ZM173 103H176L175 101L173 102ZM184 103H185V105L187 104L186 103V101H184ZM196 103V102H195ZM263 103H264V101H263ZM10 104V106H13V105H11ZM141 104V105H142ZM189 104V103H188ZM197 103H196V105H198ZM212 104V105H211ZM234 104V105H233ZM4 105V104H3ZM6 105V104H5ZM18 105V104H17ZM23 105V104H22ZM155 105V104H154ZM154 105H152L151 107L153 108L154 107ZM160 104L158 103V106H159ZM174 105V104H173ZM177 105H180V104H176V106ZM182 105V104H181ZM184 105V104H183ZM184 105V106H185ZM226 105V104H225ZM224 105V106H225ZM233 105V106H232ZM8 106V105H7ZM148 106V107H147ZM156 106V105H155ZM162 106V105H161ZM188 106H190V105H188ZM193 106V105H192ZM200 106V105H199ZM219 106V105H218ZM19 107V106H18ZM23 107V106H22ZM74 107V108H75ZM146 107V108H145ZM163 107V106H162ZM172 107V106H171ZM181 107V106H180ZM204 107V108H205ZM216 107V106H215ZM214 107V108H215ZM232 107V108H231ZM244 107V106H243ZM13 108H16V106H15V103H14V107ZM80 108V109H81ZM159 108H160V106H159ZM166 108V107H165ZM172 108H174V107H172ZM203 108V109H204ZM205 108V109H206ZM209 108V109H210ZM218 108H223V106H219ZM19 109V108H18ZM21 109V108H20ZM162 109L163 108H161V112H162ZM208 109V110H209ZM240 109H242V108H240ZM245 109V110H246ZM16 110V109H15ZM102 110H104V109H102ZM151 110H153V109H151ZM151 110H149V111H151ZM166 110V109H165ZM164 110V111H165ZM169 110V109H168ZM218 110H220V109H218ZM243 110V109H242ZM158 111H160V110H158ZM171 111V110H170ZM174 111V110H173ZM217 111V110H216ZM215 111V112H216ZM100 112H101V110H100ZM203 112V111H202ZM205 112V111H204ZM209 112V111H208ZM214 112V111H213ZM222 112V111H221ZM227 112H229V110H227ZM229 112V113H230ZM101 113H103V111L101 112ZM171 113V112H170ZM151 114V113H150ZM162 115L164 114L165 115V112L164 113H161ZM226 114H228V113H226ZM136 115V114H135ZM141 115V114H140ZM140 115H138V117L140 118ZM146 115V116H147ZM200 115V114H199ZM233 115V114H232ZM197 116V115H196ZM213 116V117H212ZM236 116V115H235ZM142 117V116H141ZM189 117V116H188ZM195 117V116H194ZM199 117V116H198ZM233 117H234V115H233ZM139 118H137V120L139 119ZM163 118H164V116H163ZM197 118V117H196ZM164 119H166V117L164 118ZM163 119V120H164ZM181 119V118H180ZM184 119V118H183ZM193 119V118H192ZM234 119H235V117H234ZM233 118H232V121L234 120ZM259 119H264V116L263 117H261V118H259ZM161 120V119H160ZM227 120V121H226ZM146 121V122H145ZM191 121V122H190ZM240 121H241V130H239V131H237V139L238 140H240V141H244L245 139L246 140H252L253 138H254V136H253V133H252V131H251V128H254V129H257V120L255 119V118H252V117H250L248 114L247 115H245V116H242L241 118H240ZM160 122H162V121H160ZM163 122H165V120L163 121ZM176 122V123H175ZM235 122V121H234ZM234 122H232V123H234ZM137 123V122H136ZM191 123V124H190ZM197 123V124H196ZM229 123H231V120H230V122ZM6 124V125H5ZM10 124V126L12 125L11 123H8L7 124V122H5V123H2V125L4 126V128H6V127H9L8 125ZM191 126H190V125ZM1 125V126H2ZM15 125V124H14ZM14 125H12V127L14 126ZM226 125H228V126H226ZM234 125V124H233ZM245 125V128H243V126ZM6 126V127H5ZM190 126V127H189ZM213 126H214V128H213ZM230 126H231V124H230ZM199 127V126H198ZM233 127V126H232ZM30 128H32V127H30ZM196 128V127H195ZM7 129V128H6ZM20 131H21V129H26L27 131L25 132V134H30L29 133V131L30 132H34V131H32V129H27V128H24V127H22L21 129L20 128H18ZM229 129V128H228ZM34 130V129H33ZM157 130V131H156ZM183 132V134H181L182 132ZM225 131V130H224ZM224 131H222V132H224ZM153 134L154 135V138H156L155 136L156 135H158V134ZM35 134V133H34ZM40 134H42V133H40ZM44 134H46L47 136H44ZM48 134H50V133H43V135H39L38 134V136H36V137H38V139L37 138H34V139H36V141H34V139L32 140L31 138L33 137V136H31L29 139H30V141L32 140V142H33V144L34 143H37V144H34V146H36L35 148H32V149H30V148H27L28 147V144L29 143H27L26 144V140H27V135H23V137L20 135L19 136V138H11V140H8V141H5V142H1L0 143V264H81V263H79L80 262V258H78V256L75 254V252H70V251H67V250H65L64 248H63V246H62V244H61V242H59L58 240H57V238L55 237V235L53 234V233H48V234H46L45 233V230H47V228L49 227V225L45 222V219H42V220H40V221H35V218H34V220H31V218H27L26 217V215H30V214H32V213H39V214H44V213H46V214H48V215H51L53 218H56L58 221H60L61 223L60 224H62V226H64L65 227V229H68V233H69V240H70V242L74 245V244H77V243H82V245H84V244H86V245H88V246H94L95 247V249H98V250H100V252L102 253V255L103 256H107V255H111V251H112V249L108 246V245H110L111 244V242L113 243V241L116 239L114 236H111L110 238H109V236L106 238V236H105V234L108 232L107 230H105V232H103L104 231V229H103V233H101V231H99V230H91L90 229V227L89 228H87V225H86V227H84L83 225H85V224H83V223H85V222H81L82 220L84 221H87L88 219H89V217H90V219H89V221L91 220H93V219H95V218H97L98 217V215H96L97 217H95V218H91V215H90V212H91V210L92 209H89L88 207H86V208H88L89 209V214H88V212H87V210L85 211V209L86 208H82L83 207V204H82V206H80L79 205V207H81V209H83V210H80V208H77L76 209V211L75 210H73L74 209V207H75V203H72L74 200H75V202H76V204L78 205V200H80L79 201V204H80V202H82L86 197H85V195H87L88 194V192L91 194L93 191L92 190H94V189H96V188H93V187H95V185L96 184H98L99 182H94V181H96V179H98V178H95L94 177V175H91V173H88V172H86L84 175L82 174V176L79 178V172L80 171H82V170H79V171H77V169H76V173H75V171H69V170H72L71 168L73 167V165L75 164V162H77V158H71L70 156H72V154L71 153H76V152H79L80 151V153H81V151H83L82 152V154H86L87 153V151L85 150V149H87L89 146H87V148H85L86 147V145L84 146V149H82L81 148V146H83V144H84V142L85 143H88V144H96V142H94L93 143V141H92V143H90L91 141L90 140H92V138L90 139V137H88L90 140H88V139H84V140H78L77 138L75 139V137H74V139H71L70 137H69V139H68V137H65V138H67V139H65L64 137L62 138V137H58L57 135L55 136V135H48ZM52 134H53V131H52ZM170 134L172 135V136H170ZM186 134V135H185ZM213 134H216V132L215 133H213ZM219 134H221V133H218V135ZM235 134V135H236ZM250 134H252L251 136L253 137H251L250 138ZM30 135H28V137H29ZM144 136V137H145ZM185 136V137H184ZM217 135H215V137H216ZM220 136V135H219ZM18 137V136H17ZM20 137H22V138H20ZM25 137V138H24ZM148 137H152V135H148ZM210 137V136H209ZM208 137V138H209ZM73 138V137H72ZM141 138H143V137H141ZM203 138H202V140H203ZM28 139V140H29ZM61 139H65V140H61ZM94 139V138H93ZM170 139H173V138H170ZM170 139H169V144L171 143L170 142ZM211 139H214V138H211ZM185 139H183V141H184ZM210 140V139H209ZM39 141V142H38ZM64 141H66V142H64ZM94 141H96V140H94ZM204 141V140H203ZM27 142H29V141H27ZM32 142H31V144H32ZM185 142H187L186 140H185ZM190 142V141H189ZM196 142V141H195ZM200 142V141H199ZM234 142H238V141H236V139L233 141V143ZM246 142H248V141H246ZM251 142H253V141H251ZM167 143V142H166ZM250 143V142H249ZM31 144L29 145V146H31ZM44 144L46 145V146H44ZM98 144V143H97ZM96 144V145H97ZM224 144V143H223ZM235 144V143H234ZM47 145H48V148H49V151L47 152H45V153H41V154H39L38 153V151H39V149H42V147L44 146V147H46L47 148ZM94 145H92V147L94 146ZM157 145V147H154L153 148V146H156ZM252 145V144H251ZM25 146V147H24ZM27 146V147H26ZM37 146L39 147V148H37ZM97 146H99V145H97ZM151 146H152V148H151ZM224 146V145H223ZM101 147V146H100ZM100 147L98 148L99 150H97V152H99V151H101V149H100ZM229 147H231L230 145H229ZM244 147V146H243ZM96 147L94 146L93 148H88V149H90V150H88V155H90V152H91V155L93 156V155H96V154H98L96 151H93L94 149H95ZM151 148V149H150ZM35 149V150H34ZM36 149H38L37 150V152H36ZM82 149V150H81ZM92 149V150H91ZM103 150V149H102ZM156 151H157V149H155ZM262 150V149H261ZM261 150H258V151H260L261 152ZM263 150H264V148H263ZM84 151H86L85 153H84ZM92 151H93V154H92ZM258 151H256V152H258ZM96 152V154H94ZM193 152V151H192ZM255 152V155H256V158H257V160L256 161H258V162H255V164L259 167V165L258 164H260L259 162H262L261 164H260V166L263 168L264 167V157L263 156H261V155H264V154H261L260 152V155H258V153H256ZM101 153V152H100ZM194 153V152H193ZM198 153V152H197ZM68 154H70L69 156H68ZM77 155H78V158L80 157L79 156V154L78 153H76ZM102 155V154H101ZM101 155H97L98 157L99 156H101ZM152 155V154H151ZM189 155V154H188ZM204 155V154H203ZM208 155H210L211 156V154H207V156L206 157H208V161L209 162H214V161H212V158L209 160V156ZM220 155V154H219ZM193 155H191V157H192ZM194 156L196 157V153H194ZM213 156V159H215V160H217V162H219L220 164H219V166H217V167H215V163L214 164H211V163H205L206 165L205 166H203V165H201V166H194V165H192V166H189V168H184L185 166L184 165H182V163H181V165H180V168H178V171L177 172H175V174L174 175H177V173H178V175H179V180L177 179V181L175 180V181H172V182H170V180H167L169 183L168 184H164V185H161L162 187L161 188H159V185H157L158 183H157V181H153L154 182V184L155 183H157L156 184V186H157V188H155V190H154V194H155V196H157L158 195V197L159 196H161L160 194H159V191H160V189L162 190V192H163V190L164 189H166V187H168L169 186V188L171 189L170 190V192H169V201H171V202H173L172 200H170V199H172V197H173V200H174V195H175V198L177 199V198H179L178 196H176V192L177 191H175V190H181V188L182 187H184V186H188L189 185V187L193 184V185H195L196 183L198 184V182H199V184H201L202 185V187L203 186H208V188L209 189H211V191H212V189H213V191H214V195H215V197H212V198H208V195L210 196L211 194H208L207 195V198H208V200H210V199H212V200H210V201H212V203L214 202V201H217L218 202V205H230V208L233 206V205H236V204H233L232 205V203H234L236 200H237V202H238V200H240V202L241 203H245L246 202V204H242L241 206H243V205H246L247 206V200H251L252 198H254L255 199V197H256V199L258 200V198H257V196H254V195H256V193L254 194V192L252 191V190H254V189H256V188H252V187H250V185L249 186H246L245 184H243L242 183V181L244 180H241L240 182L243 184H238L237 185V188H236V186H233V187H225L224 185H223V183H224V181H226V179H224V173H222V171H224V170H221L220 171V169H224L225 167L224 166H226V168L228 167V168H230L232 165H234V167H236L237 165H242L243 166V162L242 163H239V162H237V161H239V159L237 160H235V157H229L228 155V157H227V159L225 160V162H224V160H222V162L223 163H221L220 161H219V157L216 159L215 157H214V155H212ZM216 156V155H215ZM221 156V155H220ZM225 157L223 158V159H225L226 158V155H224ZM187 159L186 160H188V159H190L189 157H190V155H189V157H187V156H185ZM198 157V156H197ZM205 157V158H206ZM217 157V156H216ZM70 158V159H69ZM82 158V157H81ZM229 158V159H228ZM232 158V159H231ZM234 158V159H233ZM88 159V158H87ZM89 159H91V158H89ZM102 159H104L105 160V158H102ZM222 159V157L220 158V160ZM255 159V158H254ZM263 159V160H262ZM104 160H101V162L102 161H104ZM110 160V159H109ZM206 160V159H205ZM262 160V161H261ZM79 161H80V158H79ZM105 162L107 163L108 162V160H105ZM109 162H111V161H109ZM175 162H177V161H175ZM174 162V163H175ZM207 162V161H206ZM217 162H216V164H217ZM12 163H17L19 166H21V165H23L24 166V168H23V166H21V168H23V170H25V168H27V169H29L27 172H26V170H25V173L21 170V172H23V174L24 175H21L20 174V171H18L17 170V168L19 169V167L17 166H15L14 164H12ZM74 163V164H73ZM79 163V162H78ZM12 164V165H11ZM16 164V165H17ZM177 164H179V163H177ZM7 165H11L12 167L14 166V170H11V171H13L12 173H10L9 171H7V170H10V169H7L8 167H10V166H8V167H6ZM172 165V164H171ZM256 165H255V167H256ZM4 166H5V168H4ZM239 166V167H240ZM70 167V168H69ZM220 169H219V168ZM233 167V168H234ZM244 167V166H243ZM11 168V167H10ZM16 168V169H15ZM109 169L111 168V167H108ZM118 168V167H117ZM176 168V167H175ZM232 168V167H231ZM11 169H13V168H11ZM69 169V170H68ZM107 169V168H106ZM113 171H114V173H115V171H116V169H113V168H111ZM241 169V168H240ZM245 169V168H244ZM256 169V168H255ZM261 169V168H260ZM264 169V168H263ZM15 170H17V171H15ZM227 170V169H226ZM249 170V171H248ZM262 170V169H261ZM5 171L6 172H8V173H10L9 175H6V173H5ZM94 171V170H93ZM96 171H98V170H96ZM120 171V170H119ZM243 171V170H242ZM259 170H257V171H252V170H250V168L248 169V167H247V172L245 171H243L244 173H245V177L247 176L248 178H250V179H248V183L250 184V182L251 181H258V182H256V184H258V183H260V182H264V170H262V171H259ZM15 172V173H14ZM85 172V171H84ZM103 172V171H102ZM108 172V171H107ZM112 172V171H111ZM221 172V173H220ZM225 172V171H224ZM242 172V173H243ZM7 173V174H8ZM97 173V172H96ZM99 173V172H98ZM97 173V174H98ZM150 173V175L151 176H153V177H155V175L157 176V177H159L160 175H162V174H164L163 176H166V175H168L169 174V176H170V174L171 173H174V171H173V169H169V168H167L166 166H164V165H158V166H155L153 169H151L149 172H148V174ZM77 174H79L77 177H78V179L76 180V178L77 177H75ZM94 174V173H93ZM166 174V175H165ZM218 174V175H217ZM112 175H114V174H112ZM149 175V176H150ZM173 175V174H172ZM172 175H171V177H172ZM173 175V177H175ZM177 175V176H178ZM212 175H215V176H217V177H215V176H212ZM104 176V175H103ZM115 176V175H114ZM241 176H243V174H241L239 177L241 178ZM102 177V176H101ZM107 177V176H106ZM110 177V176H109ZM113 177V176H112ZM111 177V178H112ZM162 177V176H161ZM247 177L245 178V180H247ZM116 178V176L114 177V179ZM150 178V177H149ZM156 178V177H155ZM166 178H167V176H166ZM165 177L163 178V179H166ZM244 178V177H243ZM113 180V179H112ZM112 180H110V181H112ZM117 180H119V178L117 179ZM155 180V179H154ZM100 181V180H99ZM102 181V180H101ZM100 181V182H101ZM109 181V182H110ZM166 181V182H167ZM46 182V183H45ZM92 182H94L93 184H91ZM107 182V181H106ZM113 182V181H112ZM115 182V181H114ZM121 182H123L122 184H124L125 183V181H122L121 180ZM120 182V183H121ZM48 183V184H47ZM108 183V182H107ZM161 183V182H160ZM163 183H165V182H163ZM170 183H172L171 185H170ZM237 183V182H236ZM87 184L89 185V187L87 186ZM92 185V188H91V185ZM99 184H101V183H99ZM118 184V183H117ZM247 184V183H246ZM252 184V183H251ZM254 184V183H253ZM51 185H53L54 187H52ZM94 185V186H93ZM124 185H126V183L124 184ZM123 185V187L125 188V186ZM151 185H153V184H151ZM166 185H168V186H166ZM201 185H199V186H201ZM239 185H241L240 187H239ZM245 185V186H244ZM259 185V184H258ZM263 186H264V183L262 184ZM262 185H259V186H262ZM121 186V185H120ZM129 186V185H128ZM154 186V185H153ZM165 186V187H164ZM122 186H121V188H123ZM186 187H184V188H186ZM188 187V188H189ZM193 187V186H192ZM201 187V188H202ZM239 187V188H238ZM242 187V188H241ZM51 188H54L53 190H54V193H55V195H57V197H55V199H53L52 197H51V195H52V193H53V190L51 189ZM56 188H57V190H56ZM164 188V189H163ZM169 188H167L166 189V192L167 191H169ZM252 188V189H251ZM86 189V191H84ZM89 189H92V190H89ZM125 189H127V188H125ZM173 189V190H172ZM175 189V190H174ZM183 189V188H182ZM187 189V188H186ZM185 189V190H186ZM190 189H191V187H190ZM189 189V190H190ZM88 190V191H87ZM99 190V189H98ZM114 190V189H113ZM185 190H183V192L185 191ZM193 190V189H192ZM195 190V189H194ZM202 191H204L205 193H206V191L205 190H203V189H201ZM201 190H200V192H201ZM60 192L59 194H58V192ZM90 191H92V192H90ZM112 191V190H111ZM124 191H126V190H124ZM128 191H129V189H128ZM171 191H174V192H171ZM197 191H199V190H197ZM256 191H259V190H257L256 189ZM95 192H97V189H96V191ZM95 192H93V193H95ZM113 192H116V191H113ZM118 192H119V190H118ZM127 192V191H126ZM126 192H124V193H126ZM130 192V191H129ZM161 191H160V193H162ZM181 192H182V190H181ZM262 192V191H261ZM260 191H259V194L261 193ZM53 193V194H54ZM86 193V194H85ZM110 193V192H109ZM174 193V194H173ZM178 193H179V191H178ZM187 193V192H186ZM194 193H196V191H194L193 193H192V195H194ZM203 193V192H202ZM208 193H209V191H208ZM111 194H112V197H113V193L111 192ZM110 194V195H111ZM115 194V193H114ZM168 194V193H167ZM184 194H185V192H184ZM199 194V193H198ZM263 194H264V192H263ZM263 194H261V196L263 197ZM94 195V194H93ZM92 195V196H93ZM110 195H107V196H110ZM117 195H119V193L117 194ZM123 195V194H122ZM134 195V194H133ZM166 195V194H165ZM173 195V196H172ZM183 195V194H182ZM191 195V194H190ZM199 195H202V194H199ZM203 195H206V194H203ZM90 196L91 195H89L88 194V197H87V199H89L90 198ZM120 196V195H119ZM172 196V197H171ZM187 196V195H186ZM196 196H197V193H196ZM259 196V195H258ZM69 197L71 198L70 199V201H68L69 200ZM78 198V200H76L77 198ZM85 197V198H84ZM111 197V201L112 200H114L113 198ZM116 197V196H115ZM131 197V196H130ZM134 197V196H133ZM164 197V196H163ZM204 197H206V196H204ZM260 197V196H259ZM262 197H260L259 199H262ZM121 198V197H120ZM165 198H166V196H165ZM264 198V197H263ZM91 199V198H90ZM109 199V198H108ZM158 199H161V198H158ZM168 199V198H167ZM174 200V202L176 203V201L178 200ZM71 200H73L72 202H71ZM82 200V201H81ZM104 200V199H103ZM132 200V199H131ZM196 200V199H195ZM204 200V199H203ZM89 201V200H88ZM105 201H106V199H105ZM104 201V202H105ZM110 201V202H111ZM117 201V200H116ZM115 201V202H116ZM154 201V200H153ZM185 201V200H184ZM242 201H244V202H242ZM263 200H261V202H262ZM84 202V201H83ZM90 202H91V200H90ZM114 202V201H113ZM113 202H111V203H113ZM178 202V201H177ZM188 202V201H187ZM187 202H186V205H187ZM190 202V201H189ZM192 202V201H191ZM204 202H209V201H205L204 200ZM237 202H235V203H237ZM264 202V201H263ZM92 203V202H91ZM90 203V204H91ZM211 203V204H212ZM89 204V203H88ZM90 204H89V206H90ZM94 204V203H93ZM209 204V203H208ZM237 204H239V203H237ZM76 205V206H77ZM86 204L84 203V206H85ZM97 205V204H96ZM95 205V206H96ZM110 205V204H109ZM120 205V204H119ZM181 206H182V204H180ZM87 206V205H86ZM93 206V205H92ZM115 206V205H114ZM113 206V207H114ZM118 206V205H117ZM183 206H185V202H184V204H183ZM237 206H239V208L241 207L240 206V204L239 205H237ZM246 206H243L244 208H245V210H246V212L242 209V207L240 208V209H242V211H244V213H246L247 214V209H249L248 208V206H247V208H246ZM65 207H67L66 209H65V211H67V209L69 208L70 210L69 211H67V212H65L64 210H63V208H65ZM112 207V208H113ZM234 207V206H233ZM73 208V209H72ZM76 208V207H75ZM90 208H91V206H90ZM99 208V207H98ZM72 209V210H71ZM102 209H105V208H102ZM170 209V208H169ZM169 209H166L167 211L169 210ZM185 209V208H184ZM232 210L230 211V214L232 213V211L234 210V208H231ZM239 209V210H240ZM63 210V211H62ZM78 210V211H77ZM93 210H94V207H93ZM109 210V209H108ZM113 210V209H112ZM115 210V209H114ZM62 211V212H61ZM81 211V212H80ZM107 211V210H106ZM118 211V210H117ZM120 211H121V209H120ZM164 211V210H163ZM236 211V210H235ZM235 211H233V212H235ZM238 212V210H237V212H236V214L237 215H235V213H232V214H234L235 215V218H234V215L232 216L233 218H230L231 217V215L230 214H227V215H229L228 217H227V219L228 218H230L231 220L232 219H234V222H235V220H236V222L237 221H240V220H242V222L245 220L246 221V219L248 218H246V219H244L245 217L243 216V215H239V213L241 214V213H243V212ZM112 212H114V211H112ZM160 212V211H159ZM162 212V211H161ZM161 212L157 215V216H159L160 214H161ZM166 212V211H165ZM164 212V213H165ZM179 212H181V211H179ZM178 212V213H179ZM92 213V212H91ZM157 213H158V211H157ZM164 213H162V214H164ZM168 214H169V212H167ZM166 213V214H167ZM174 213V212H173ZM177 213V212H176ZM182 213H184V212H182ZM182 213H181V215L180 216H183L182 215ZM248 213H250V211L248 210ZM62 214V215H61ZM95 214V213H94ZM172 214V213H171ZM170 214V215H171ZM187 214V213H186ZM185 214V215H186ZM93 215V214H92ZM100 215V214H99ZM170 215H168L167 217L165 216V214H164V216L166 217H163L162 215H161V217H163L165 220H167L166 222L168 223V221L169 222H171L170 223V227H173V225H172V223H175V222H177V221H175V220H177V219H179V217H177L176 215H175V213L173 214V215H175L177 218L174 220V216L173 217H171ZM184 215V216H185ZM239 215V216H238ZM183 216V217H184ZM83 217H86L87 218V220H86V218L85 219H83ZM161 217H159L158 219H161ZM241 219H240V218ZM244 217V218H243ZM103 218V217H102ZM162 218V220L164 221V219ZM182 218V217H181ZM216 218V217H215ZM214 218V219H215ZM183 219V218H182ZM217 219L218 220H220L218 217H217ZM217 219H215V223H217L216 222V220ZM250 219V218H249ZM37 220V219H36ZM100 220H101V218H100ZM153 220V219H152ZM156 218L153 220L154 222H153V225H155V223H156V225L159 223V221L162 223V221L161 220H156ZM185 220H186V222H187V218L185 217V219L183 220L184 222H185ZM217 220V221H218ZM248 220V219H247ZM7 221H10L11 223H13V224H15V225H17V226H20V227H22V231H20L21 232V234H19V233H17V234H14V233H12L11 232V234L8 232V231H5L3 228L6 226V224H7ZM91 221L90 222H87V224L88 225H90L91 224ZM96 221V220H95ZM98 221V220H97ZM157 221H158V223H157ZM175 221V222H174ZM223 221V220H222ZM32 222V223H31ZM80 222H81V224H80ZM101 222H103L102 220H101ZM104 222H105V220H104ZM103 222V223H104ZM165 222V223H166ZM179 223L181 222L182 223V220H179L178 221ZM185 222V223H186ZM189 222V221H188ZM187 222V224H188V230L191 232V233H189V231L188 230H186V227H185V230H186V233L188 232V234L192 237V232H194V225L195 224H193V223H188ZM212 222V221H211ZM211 222L209 223V222H207V223H209V224H211ZM219 222V221H218ZM233 221H232V223H234ZM252 222H253V220L252 221H246V223H248V224H251V225H255L254 223L256 222L257 223V221L256 220H254V222H253V224H252ZM261 222H263V221H261ZM30 223V224H29ZM79 223V224H78ZM90 223V224H89ZM102 223V224H103ZM164 223V224H165ZM214 223V221L212 222V224ZM214 223V224H215ZM220 223V226L221 225H223V223H221V222H219ZM260 225H261V223H260V221L258 222ZM257 223V224H258ZM264 223V222H263ZM92 224H94V223H92ZM97 224V223H96ZM149 224V223H148ZM151 224V223H150ZM163 224V223H162ZM161 224V225H162ZM163 224V225H164ZM191 224H193V226L191 225ZM200 224V223H199ZM214 224L212 225V227L214 226ZM218 224V223H217ZM239 224H240V222H239ZM104 225H105V223H104ZM152 225V224H151ZM152 225V226H153ZM168 225V224H167ZM175 225H176V223H175ZM182 225V224H181ZM241 225V224H240ZM244 225H245V223H244ZM251 225H248L249 227L251 226ZM259 225V226H260ZM8 226V225H7ZM81 226H83L84 228H81ZM91 226V225H90ZM94 226H95V224H94ZM103 226V225H102ZM152 226H150V227H152ZM165 226L166 225H164L163 226V229H166L165 228ZM180 226V224L177 226V227H179ZM184 226H187V225H185L184 224ZM191 226V227H190ZM205 224H204V230H205ZM207 226H208V224H207ZM216 226V225H215ZM214 226V227H215ZM218 226V225H217ZM216 226V227H217ZM242 226H243V223H242ZM246 226V228H248L247 227V225H245ZM244 226V227H245ZM263 226V225H262ZM101 227V226H100ZM106 227V226H105ZM155 227V226H154ZM154 227H152V229H154ZM162 227V226H161ZM169 227V226H168ZM168 227H167V229H168ZM182 227H183V225H182ZM182 227H180V228H182ZM193 227V228H192ZM196 227V226H195ZM198 227V226H197ZM252 227V226H251ZM92 229H93V225H92V227H91ZM157 228H160V226L158 227V226H156V229ZM174 228H175V226H174ZM193 230V231H191V229ZM207 228V230H208V228H211V225L209 226V227H206ZM219 228V227H218ZM87 229H90L89 231L87 230ZM95 229V228H94ZM184 229V228H183ZM198 229V228H197ZM197 229H195V230H197ZM214 228H212V229H210V231L211 230H213ZM216 229V228H215ZM158 230V229H157ZM160 230V229H159ZM184 230V231H185ZM207 230H206V232H207ZM209 231V230H208ZM184 234V235H186L185 237H187V234ZM108 235V234H107ZM161 235V234H160ZM162 236V235H161ZM167 236V235H166ZM171 236V235H170ZM175 236V235H174ZM163 237V236H162ZM172 237V236H171ZM184 237V236H183ZM160 238V237H159ZM168 238H170V237H168ZM148 239V238H147ZM158 238H155L154 240H155V243H153L152 241H154V240H152V238L151 239H148L149 241H151V242H149V245L150 246H147L146 247V245H145V249H144V253H153V249H152V245H157V247L160 245V244H162V245H167L168 244V242H169V246H171V248L173 247L174 249H177V247H175V246H173V245H171V243H170V241H168L167 243H164V242H162V240L163 241H165L166 242V240H168V239H166V240H164V238L161 240V243H159V245L157 244V242L159 241V239L157 240ZM171 239V238H170ZM186 240L187 239H190L189 237L188 238H185ZM118 240V239H117ZM148 240H147V243H148ZM156 240H157V242H156ZM174 240V239H173ZM185 240V241H186ZM183 241H184V239H183ZM183 242V243H186V242ZM173 242V241H172ZM84 243V244H83ZM106 243H107V246H106ZM151 243V244H150ZM153 243V244H152ZM164 243V244H163ZM173 243H175V242H173ZM172 243V244H173ZM180 244H182V243H180L179 242V245ZM189 244V243H188ZM191 244V243H190ZM168 245H167V247H168ZM176 245V244H175ZM178 245V246H179ZM185 244H183V246H184ZM187 245V244H186ZM196 245H198V244H196ZM200 245V244H199ZM198 245V246H199ZM161 246V245H160ZM193 246V245H192ZM197 246V247H198ZM80 247V246H79ZM149 247V248H148ZM150 247H151V249H150ZM166 247V246H165ZM181 247H182V245H181ZM186 246H184V247H182V249L183 248H185ZM189 247V246H188ZM188 247L187 248H185V249H188ZM194 247V246H193ZM155 248V247H154ZM172 248V249H173ZM191 247H189V249H190ZM92 249V248H91ZM172 249H170V251L172 250ZM181 249V248H180ZM180 249H177L178 251H180ZM195 249H197V248H195ZM176 250V251H177ZM228 250V249H227ZM174 251V252H173ZM172 251V253L171 252H169V253H171L172 255H171V257L169 256V258L168 259H171L170 260V263H174V258L175 257H173V255L175 254V250H173ZM183 251V250H182ZM193 251H195V250H193ZM197 251V250H196ZM229 251V250H228ZM114 252V251H113ZM155 252H157V250L155 251ZM183 252H185V250L183 251ZM115 253V252H114ZM169 253H168V255H169ZM174 253V254H173ZM224 253H226V252H224ZM191 254V253H190ZM109 255V256H110ZM113 255V254H112ZM156 256H157V254H156ZM163 256V255H162ZM165 256V255H164ZM147 257H149V256H147ZM183 258H184V256H182ZM189 257H190V255H189ZM188 257V258H189ZM165 258V257H164ZM166 258H167V256H166ZM172 258H173V261H172ZM187 258V259H188ZM192 258V257H191ZM177 259V258H176ZM176 259H175V261H176ZM185 259V258H184ZM166 260L167 259H165V263L164 264H166V263H168V262H166ZM181 260V259H180ZM163 262H164V260H162ZM168 261V260H167ZM182 262H181V264L183 263V264H187V263H184V262H187L186 260H181ZM184 261V262H183ZM82 262V261H81ZM169 264V263H168ZM175 264H176V262H175ZM193 264V263H192ZM206 264H208V263H206Z\"/></svg>",
	"mask_w": 264,
	"mask_h": 264
}]
</instances>
